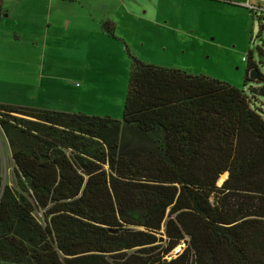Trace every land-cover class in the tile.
Masks as SVG:
<instances>
[{"label":"trees","instance_id":"trees-1","mask_svg":"<svg viewBox=\"0 0 264 264\" xmlns=\"http://www.w3.org/2000/svg\"><path fill=\"white\" fill-rule=\"evenodd\" d=\"M127 55L120 119L0 103L14 177L0 178V262L264 264V111Z\"/></svg>","mask_w":264,"mask_h":264},{"label":"rangeland","instance_id":"rangeland-1","mask_svg":"<svg viewBox=\"0 0 264 264\" xmlns=\"http://www.w3.org/2000/svg\"><path fill=\"white\" fill-rule=\"evenodd\" d=\"M246 1L248 4L244 5ZM141 3L153 10L141 18L118 17L115 37H111L114 42L121 46L125 43L127 52L142 62L204 75L242 89L250 105L264 111V97H252L249 89L260 83L245 79L248 61L254 63L264 79L263 0L128 2L134 10L139 5L141 8ZM26 11L16 10L11 4L8 13L14 14V23L7 25L8 34L0 32V102L87 115L117 111V116L111 117L120 119L129 63L125 72L119 67L113 70V50L112 54L96 50L94 55L82 56L80 51L71 49L72 39L78 41L71 33L60 30L55 35L52 30L46 32L48 28L44 32L41 28L45 24L38 26L31 20V14L39 9L32 12L30 8L29 15ZM150 11L155 13L154 19L148 15ZM61 27L65 28V21ZM80 27L71 24L67 31ZM94 27H98L97 22ZM94 41L99 43L97 48L104 45ZM108 76L110 84L103 81ZM98 82L105 84L103 94L96 87ZM12 166L0 131V178L10 185L14 183Z\"/></svg>","mask_w":264,"mask_h":264},{"label":"crops","instance_id":"crops-1","mask_svg":"<svg viewBox=\"0 0 264 264\" xmlns=\"http://www.w3.org/2000/svg\"><path fill=\"white\" fill-rule=\"evenodd\" d=\"M211 1L216 2L220 0ZM128 2H135V0H2V8L5 10V14L0 18V32L3 30L5 31V34H8V32H6L9 29L7 25H12L14 23V14L12 15V13H8V8L11 4L15 6L16 10L26 9V15L30 14V8H32V12L35 9H39V12L31 14V20L34 23H37L38 26L40 24H45L41 30L45 32L48 28L46 32L52 30V34L54 33L55 35L58 34L60 30L64 33H71L72 38L78 39V41H73L72 39L71 47L73 48L71 49L80 51L79 54L82 56H86L87 53L94 55L96 50L103 54L110 53L111 50H113V56L111 55L113 57L111 68L116 71L117 67H119L120 70H124L125 72L129 63L125 54L128 50L127 46L125 43L121 46L119 43L114 42L110 36L100 29V24L103 21L111 22L115 30L118 17H127L128 19L129 15H131L132 17L137 16L138 18H141L143 17L142 14L145 16L146 11L150 9L153 10L150 5L146 3H141V8L139 5V7L134 10L130 8ZM232 2L233 1L229 3ZM247 4L248 2L246 1L244 5ZM141 9H143L142 12ZM137 13H140L141 15H137ZM148 15H150V18H155V13L152 11H150ZM35 19H38L39 22ZM64 21L65 28L61 27ZM96 22L98 24L97 28L94 27ZM71 24L76 26L81 25V27L80 29L70 28V31H67ZM95 39L101 44H104L102 45V48H97L99 43L96 45V42L94 41ZM107 78V80L103 81H107L108 84H110L111 81L109 76ZM96 87L101 91H106L103 82H98ZM101 93L103 94V91ZM115 99H117L118 102H121L117 95H115ZM102 114L115 117L118 113L117 111H104Z\"/></svg>","mask_w":264,"mask_h":264},{"label":"water","instance_id":"water-1","mask_svg":"<svg viewBox=\"0 0 264 264\" xmlns=\"http://www.w3.org/2000/svg\"><path fill=\"white\" fill-rule=\"evenodd\" d=\"M256 76H257V71H256V70H251V71L249 72V77H250L251 79L256 78ZM181 246H183V243L179 244V245L176 247V249H175L174 252H177Z\"/></svg>","mask_w":264,"mask_h":264},{"label":"bare ground","instance_id":"bare-ground-1","mask_svg":"<svg viewBox=\"0 0 264 264\" xmlns=\"http://www.w3.org/2000/svg\"><path fill=\"white\" fill-rule=\"evenodd\" d=\"M224 175H225V174H224ZM224 175H222V176H221V178H223V177H224Z\"/></svg>","mask_w":264,"mask_h":264},{"label":"built area","instance_id":"built-area-1","mask_svg":"<svg viewBox=\"0 0 264 264\" xmlns=\"http://www.w3.org/2000/svg\"><path fill=\"white\" fill-rule=\"evenodd\" d=\"M264 1V0H263ZM244 59V58H243Z\"/></svg>","mask_w":264,"mask_h":264}]
</instances>
